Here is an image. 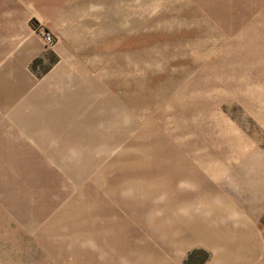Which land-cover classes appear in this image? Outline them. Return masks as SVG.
<instances>
[{
  "label": "rangeland",
  "instance_id": "rangeland-1",
  "mask_svg": "<svg viewBox=\"0 0 264 264\" xmlns=\"http://www.w3.org/2000/svg\"><path fill=\"white\" fill-rule=\"evenodd\" d=\"M0 264H264V0H0Z\"/></svg>",
  "mask_w": 264,
  "mask_h": 264
},
{
  "label": "built area",
  "instance_id": "built-area-1",
  "mask_svg": "<svg viewBox=\"0 0 264 264\" xmlns=\"http://www.w3.org/2000/svg\"><path fill=\"white\" fill-rule=\"evenodd\" d=\"M46 41L49 42V43L52 42V38L48 34L46 35Z\"/></svg>",
  "mask_w": 264,
  "mask_h": 264
}]
</instances>
